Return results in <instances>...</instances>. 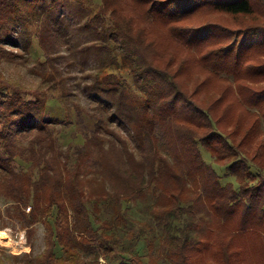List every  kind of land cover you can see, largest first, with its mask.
Listing matches in <instances>:
<instances>
[{"label":"trees","instance_id":"trees-1","mask_svg":"<svg viewBox=\"0 0 264 264\" xmlns=\"http://www.w3.org/2000/svg\"><path fill=\"white\" fill-rule=\"evenodd\" d=\"M174 1L0 0V65L16 58L5 45L17 32L26 57L33 29L43 48L72 50L55 14L63 4L104 28L96 48L113 55L91 76L94 109L56 89L48 68L49 84L30 88L0 67V219L29 239L45 229L43 252L13 264H264V0ZM51 99L65 120L47 114ZM63 125L75 126L65 148ZM138 203L160 233L150 239L146 223L124 244L104 216ZM203 204L211 223L193 220ZM142 240L148 253L126 258Z\"/></svg>","mask_w":264,"mask_h":264},{"label":"rangeland","instance_id":"rangeland-1","mask_svg":"<svg viewBox=\"0 0 264 264\" xmlns=\"http://www.w3.org/2000/svg\"><path fill=\"white\" fill-rule=\"evenodd\" d=\"M186 1L187 0H175L171 6L175 9H184L187 4ZM55 14L57 15L58 20L63 22L62 26L64 32L70 36V45L72 50L68 51L65 48H60L54 52H51L48 50L47 45L45 46L46 48H43L37 30L33 29V31H30V35L31 33H33V35L36 33V35L33 39V46L30 54L26 57V53L23 51V45L18 38L19 36L17 32L10 35L12 42H7V45H5V50L13 52L14 55H16V58L13 61L6 59L1 62L0 67L2 72L11 79L18 80L24 85H29L30 88H44L47 84H49V82L44 83V79L42 78L43 73L41 74V72L44 71L41 69L48 68V72L54 74V78H56V81H58L56 84H54V86L57 87L56 89L62 90L63 88L62 92L65 94L67 92L69 95H71L69 99L78 102L85 107L94 109L98 104L97 99L99 95L96 93V91L90 90L93 80L91 76L97 72L96 70L99 69L101 65L110 63V60L113 56L106 47H103V44L101 48H99L98 45L96 48V44L100 42L97 39L99 35L101 36L104 28L100 27L101 25L97 27L90 26L86 28L84 25V16H81L74 6L70 7L68 4L61 5L59 9L55 10ZM52 25L53 22H51V25H44V28L47 29L46 33L48 32L49 34L51 31H53ZM3 34L4 32L1 33L0 36L4 38L5 35ZM48 54H51L50 57L52 58H48ZM119 61L121 63L120 59ZM122 75L123 78H126L129 85L133 87L135 86L134 80L128 74V72H124ZM99 100L101 101V99ZM112 113L115 114L117 112L115 110ZM47 114L50 117L60 120L66 119L65 109L57 99H51L48 101ZM62 128H65V126L63 125ZM74 129L75 126L71 128H65L61 135H59L63 148H65V146L70 141H72L71 135ZM76 142H81V140H76ZM205 159L208 163H211L214 168L221 173V175L229 176L231 174V172H228L227 167L225 168L220 164H215L210 158L209 154L205 153ZM228 181L236 182L232 176L225 180V182ZM93 184L96 185L95 182ZM235 185L238 189L237 183H235ZM91 186L89 181H87L85 185L87 192H89V188ZM148 202L151 204L152 200H148L147 204ZM90 204L93 209V200ZM0 207H2V210L4 207H6L5 201L3 199H0ZM126 207H130L128 211L126 210V216L120 215L119 217L113 219L115 215L114 211H111L110 215H106L107 218L104 216L105 219L110 220V224H112L113 228L117 229L116 234L122 231V233L118 236L124 237V244H134L135 240L130 236L137 235L141 227H143V225L146 223H148L150 227L153 228L149 234L150 239H153L154 236L159 235V224L154 221V215L148 210L147 205L145 206L141 203L132 206L124 205L123 209H126ZM160 209L161 207L157 206L156 211H159ZM26 211H28V209ZM201 219L208 223H211L213 220L210 210L204 204L201 205L193 217L195 222ZM0 226V231L7 232L9 238L12 239L11 243L13 244L11 246H6L0 243V259H3L2 257L5 255V258L7 259L6 264H13V257H19L20 260H23L26 257V254L33 252L34 255H39L43 252L45 248V229L43 223L39 222L34 226L32 239H29L27 229L24 228L16 219H0ZM128 234L131 235L128 236ZM245 236H247V234H244L242 237ZM154 240L156 244L159 242V239L157 240L154 238ZM134 249V252L126 254V258L133 255H145L148 253V248L143 240L138 242ZM100 261V264H109L104 260ZM113 264H120V261Z\"/></svg>","mask_w":264,"mask_h":264},{"label":"bare ground","instance_id":"bare-ground-1","mask_svg":"<svg viewBox=\"0 0 264 264\" xmlns=\"http://www.w3.org/2000/svg\"><path fill=\"white\" fill-rule=\"evenodd\" d=\"M11 240H12V239L9 238V235H8L7 232H5V231H0V243H1V244L6 245V246H11V245H13V244L11 243Z\"/></svg>","mask_w":264,"mask_h":264}]
</instances>
